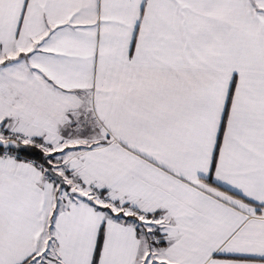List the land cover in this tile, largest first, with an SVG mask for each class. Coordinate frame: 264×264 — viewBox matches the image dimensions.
<instances>
[{
    "label": "snow or ice",
    "instance_id": "obj_1",
    "mask_svg": "<svg viewBox=\"0 0 264 264\" xmlns=\"http://www.w3.org/2000/svg\"><path fill=\"white\" fill-rule=\"evenodd\" d=\"M0 264H264V0H0Z\"/></svg>",
    "mask_w": 264,
    "mask_h": 264
}]
</instances>
